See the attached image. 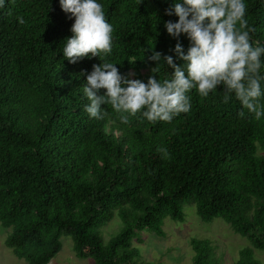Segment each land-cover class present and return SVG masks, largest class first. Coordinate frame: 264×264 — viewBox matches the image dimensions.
<instances>
[{"label":"trees","instance_id":"1","mask_svg":"<svg viewBox=\"0 0 264 264\" xmlns=\"http://www.w3.org/2000/svg\"><path fill=\"white\" fill-rule=\"evenodd\" d=\"M98 2L114 29L109 62L121 74L131 69V79H171L174 69L146 59L145 50L184 63L174 48L179 42L186 52L188 38L165 28V21L178 20L165 14L177 0ZM244 2L252 39L264 46V0ZM20 17L36 34L39 52L18 60L0 52V225L11 227L4 245L24 264H45L67 235L78 258L137 264L135 234L164 235L163 219L182 221V205L191 203L201 221L220 217L248 241L233 264H261L252 249L264 250V117L254 119L234 95L223 103L218 88L206 98L193 89L190 111L171 123H151L138 113L125 125L110 106H103L104 119L90 118L82 71L101 61L73 64L63 57L74 18L59 0H5L0 32H18ZM113 128L121 134L105 133ZM114 214L121 226L104 241L99 229ZM189 245L191 264H219L208 241L191 237Z\"/></svg>","mask_w":264,"mask_h":264},{"label":"clouds","instance_id":"2","mask_svg":"<svg viewBox=\"0 0 264 264\" xmlns=\"http://www.w3.org/2000/svg\"><path fill=\"white\" fill-rule=\"evenodd\" d=\"M4 3L5 0H0V8ZM59 3L68 18H74L72 35L64 40L63 57L73 64L93 57L101 61L93 64L90 72L82 71L86 75L83 93L89 101L85 111L90 118L104 119L108 113L103 106H110L125 125L130 116L138 113L151 123H171L174 117L190 111L188 93L193 89L206 98L218 88L223 89V103H229L234 95L254 119L264 117L261 103L264 46L252 39L255 28L246 18L244 0H177L173 7L165 9L166 15L178 17L175 22L165 21L167 33L174 38L186 35L189 47L185 52L181 43L175 45L182 65L152 48V54L146 56L148 49L145 50L146 59L156 65L163 59L174 69L171 79L162 82L156 75H150L147 82L131 79V69L129 74H121L116 64L109 62L114 29L98 0H59ZM16 29L18 32L9 28L0 32V52L9 60L33 59L39 52L38 39L31 36L36 34L23 17L16 18ZM239 115L243 118L245 111ZM121 132L113 128L105 133L117 137ZM157 151L163 154L162 158H169L166 149Z\"/></svg>","mask_w":264,"mask_h":264},{"label":"rangeland","instance_id":"3","mask_svg":"<svg viewBox=\"0 0 264 264\" xmlns=\"http://www.w3.org/2000/svg\"><path fill=\"white\" fill-rule=\"evenodd\" d=\"M264 155V152H261ZM184 217L182 221L164 218L162 229L164 235L142 229L131 239L130 245L137 251V264H191L192 250L189 239L197 238L209 242L212 256L219 264H233L238 257L237 250L249 246L248 241L232 231L229 225L220 217L212 221H201L191 203L183 204ZM120 220L116 214L112 216L99 232L105 241L119 230ZM119 227V228H118ZM11 227L0 225V264H24L3 243L4 237ZM111 234V235H110ZM110 235V236H109ZM60 249L45 264H93L91 257L78 258L71 249L70 238L60 237ZM253 257L264 264V250L252 249Z\"/></svg>","mask_w":264,"mask_h":264}]
</instances>
